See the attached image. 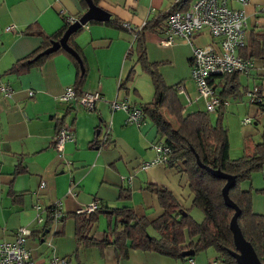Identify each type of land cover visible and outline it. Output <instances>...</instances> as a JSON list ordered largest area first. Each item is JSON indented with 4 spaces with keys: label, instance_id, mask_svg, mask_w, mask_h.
Segmentation results:
<instances>
[{
    "label": "crops",
    "instance_id": "0c3cea01",
    "mask_svg": "<svg viewBox=\"0 0 264 264\" xmlns=\"http://www.w3.org/2000/svg\"><path fill=\"white\" fill-rule=\"evenodd\" d=\"M177 1L100 0L98 5L110 13V20L90 21L73 38L81 53L83 72L79 64L77 72L72 55L73 59L58 51L27 72L14 74L5 71L43 45V35L38 31L53 34L67 17L77 19L87 7L81 0H0V83L12 89L10 96L0 90V241L13 240L18 228L26 227L31 230L27 245L35 262L60 256L72 264H189L190 258L153 250L130 248L124 256L110 242L114 233L102 213L87 240L78 241L75 233L76 209L94 200L103 209L129 204L138 217L157 218L162 208L156 194L145 188L149 183L167 187L183 207H191L193 196L183 170L166 164L141 168L155 157L152 145L157 139L156 127L149 121L130 123L124 109L112 110L110 106V101L117 99L139 107L153 98L150 75L137 62L136 55H131L134 30L142 29L148 19L166 12ZM244 9L253 27L259 25L257 18L264 13V0H249ZM113 18L120 22L118 26L110 23ZM123 23L130 27H123ZM9 25L14 28L6 30ZM153 27L144 32L145 46L151 40L166 46L162 43L166 39L164 30ZM252 29H248V39ZM175 39L187 46L184 38ZM210 39L204 31L194 42L203 45ZM130 71V79L120 87ZM257 73L263 71L253 70L254 77L249 81L257 82ZM75 86L81 92L98 90L104 98L95 103L93 110L61 101L65 89ZM177 87L186 90L184 85L178 84L176 90ZM176 94L179 98V92ZM181 103L185 112L205 109ZM163 112L166 114L165 109ZM64 124L71 127L73 139L65 143L63 158H59L53 140ZM107 128L110 140L100 147L99 140ZM244 136L234 146L229 141L230 158L252 150L254 144ZM255 174L240 187L250 190L254 212L264 214V166ZM123 187L131 192L127 201L119 198ZM55 206L62 215L49 221V209ZM190 215L197 222L204 218L198 208H191ZM147 232L156 235L151 227ZM215 257L216 253L208 248L191 259L193 264H211Z\"/></svg>",
    "mask_w": 264,
    "mask_h": 264
},
{
    "label": "trees",
    "instance_id": "16d2710c",
    "mask_svg": "<svg viewBox=\"0 0 264 264\" xmlns=\"http://www.w3.org/2000/svg\"><path fill=\"white\" fill-rule=\"evenodd\" d=\"M81 1L86 6L84 0ZM92 1L98 5L100 0ZM191 1L179 0L166 12L148 19L144 27L137 32L135 49L131 51V55H136V60L142 69L150 75L154 86L153 98L139 105L142 111V121L151 122L156 127V140L169 146L171 152L166 165L183 170L187 174L193 196L191 207H183L167 187L149 183L145 188L156 194L162 208V213L157 218L148 220L146 217H138L129 204L111 209L99 207L92 213L75 215V233L78 241L87 240L88 233L98 220V215L102 213L107 216L109 226L112 227L114 233L111 241L105 239V242L108 240L115 244L124 256L130 248H134L153 250L173 257L192 258L196 253L212 247L219 264H239L231 254L235 247L229 223L234 209L225 204L222 196V187L226 180L208 171L204 167L207 166L235 177V183L229 188L228 195L240 208L237 216L238 225L244 238L253 246L259 260L264 263V214L254 212L250 190H242L240 187L241 182L250 179L253 172L260 171L264 166V131L261 141L257 142L251 151L244 152L241 157L230 158L228 132L221 121L225 105L220 107L219 117L215 124L211 122L207 111H183L175 85H167L159 72L157 62L147 59L144 32L153 30L154 25L164 30L168 16L174 11L184 10ZM110 23L116 26L120 24L116 18H113ZM70 24L67 17L64 25L53 34L38 31L40 35H43V45L26 57L16 60L5 73H25L31 66L38 65L43 59L58 51H63L71 57L62 48L48 55L43 54L36 57L49 47L51 42L58 40ZM83 26L73 32L68 39V44L80 55L79 47L73 38L83 29ZM248 47L242 52L243 56L253 58L261 64L264 60V31L252 29ZM190 59L191 57L188 59L189 62ZM73 61L78 72V63ZM132 73L133 71H130V74L120 83V87L124 86ZM258 74L260 73L256 75ZM239 75L224 76L226 82L220 91L223 100H226V95L236 90ZM261 78L256 76L254 79L259 81ZM74 88L81 93L78 86ZM164 109L175 124L166 117ZM130 194L127 187L119 190V198L124 201L129 200ZM191 208H198L202 211L204 215L202 221L197 222L192 218ZM47 220L52 221V216L50 215ZM148 227L153 228L155 236L147 232ZM185 250H193L194 255L182 256Z\"/></svg>",
    "mask_w": 264,
    "mask_h": 264
},
{
    "label": "built area",
    "instance_id": "2783aa9c",
    "mask_svg": "<svg viewBox=\"0 0 264 264\" xmlns=\"http://www.w3.org/2000/svg\"><path fill=\"white\" fill-rule=\"evenodd\" d=\"M179 1V0H178ZM249 0H192L184 10H177L171 13L165 21L164 35L166 39L162 42L169 45L173 37L184 38L192 47V55L189 62L190 77L192 78L199 96L203 98L207 112L219 111L227 100L221 98L217 87H224L221 80L224 76L231 74H243L251 79L253 70L259 68L263 74L259 81L254 82L252 90H247L250 102L257 105L264 111V60L257 66V60L243 56V51L248 49L249 39L246 37L247 14L244 7ZM73 23L74 17H68ZM123 27L129 28L126 23ZM13 25L6 27V30L13 29ZM141 27L134 30L137 34ZM211 37L210 41L203 45L194 42V38L203 32ZM257 76V75H256ZM0 90L7 96L11 95V87L8 84L0 83ZM32 95V91L28 92ZM103 95L98 91H83L78 93L73 87L65 89L60 100L67 104H78L88 110H93L95 103L103 100ZM187 101L191 99L186 95ZM112 110L124 109L127 114V121L137 125L142 122V111L140 107L132 105L127 100L114 99L110 101ZM251 123L249 117L243 120V124ZM73 139V132L69 125H60L54 140V148L59 158H63L64 147L67 141ZM109 141V128L99 140V146L103 147ZM152 148L155 157L141 165L142 169L151 166L166 164L170 157V148L164 142L156 140ZM100 207V202L94 200L89 205L76 209V214H89ZM50 215L54 220L61 217L62 213L58 207L50 209ZM31 230L26 227L18 228L15 237L10 241H0V264H72L70 259L60 256H52L46 260L35 262L31 250L28 248L27 240ZM193 264V259H188ZM211 264H219L217 260Z\"/></svg>",
    "mask_w": 264,
    "mask_h": 264
},
{
    "label": "rangeland",
    "instance_id": "374dc122",
    "mask_svg": "<svg viewBox=\"0 0 264 264\" xmlns=\"http://www.w3.org/2000/svg\"><path fill=\"white\" fill-rule=\"evenodd\" d=\"M257 20L259 21V25L253 27L252 18L247 16L248 29L254 28L255 31L263 32L264 13L260 15ZM248 33L249 30L246 31L247 38ZM186 44L188 47L180 40L175 39L169 45L163 46L160 43L155 42V40H151L148 46L146 45L147 59L151 62H157L159 72L167 85H175L176 87L178 84H181L185 86L186 90L183 91L177 87L176 91L179 92L180 100L184 104L186 103L187 107L190 105L192 108H198L199 105L204 107L203 98L199 96L197 87L190 77L188 57L191 55V48L188 43ZM133 49H135V46ZM248 81L249 79L246 75L240 74L236 90L225 96L227 104L222 114L221 121L227 129L228 139L231 142V146L235 145L241 135H246L244 138L248 139L254 145L262 139V133L264 131V111L250 102L247 90L253 89L254 81ZM216 89L219 93L222 87H217ZM186 95L190 97L191 103L187 101ZM202 110L206 111L205 109ZM190 111H192V109L187 110V112ZM207 114L211 122L215 124L219 117V111L207 112ZM165 115L173 124H175L174 120L167 113ZM247 117L251 119V123L244 126L243 120ZM252 174L256 175L255 172ZM209 249L210 251L215 252L212 247Z\"/></svg>",
    "mask_w": 264,
    "mask_h": 264
},
{
    "label": "water",
    "instance_id": "95a60500",
    "mask_svg": "<svg viewBox=\"0 0 264 264\" xmlns=\"http://www.w3.org/2000/svg\"><path fill=\"white\" fill-rule=\"evenodd\" d=\"M86 3V10L78 17L73 23H71L63 35L56 41L51 42V45L44 49L41 53L36 55V57L43 55V54H50L57 51L59 48L64 49L70 55H72L79 64L81 71H84V66L82 63V59L80 58L79 54L68 44L69 36L75 32L79 27L87 24L90 21H99L105 22L110 20V13L106 10L101 8L99 5L95 4L92 0H84ZM204 166V165H202ZM208 171L213 173L214 175L224 178L226 180L224 186L222 187V196L224 202L227 206L234 209V213L230 219L229 227L232 231L233 235V243L235 250L231 251L232 256L236 259L239 264H264L262 263L253 246L250 242H248L238 225L237 216L240 213V208L230 199L228 195V190L232 187L235 183V177L230 174H226L219 169H211L207 166H204ZM194 255L193 250H185L182 252V256Z\"/></svg>",
    "mask_w": 264,
    "mask_h": 264
}]
</instances>
